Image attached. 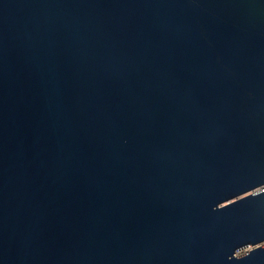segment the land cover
<instances>
[{"label": "water", "instance_id": "obj_1", "mask_svg": "<svg viewBox=\"0 0 264 264\" xmlns=\"http://www.w3.org/2000/svg\"><path fill=\"white\" fill-rule=\"evenodd\" d=\"M0 264H264V0H0Z\"/></svg>", "mask_w": 264, "mask_h": 264}]
</instances>
